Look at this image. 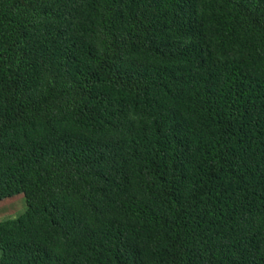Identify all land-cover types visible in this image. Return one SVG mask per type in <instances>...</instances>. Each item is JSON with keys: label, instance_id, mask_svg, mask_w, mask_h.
<instances>
[{"label": "trees", "instance_id": "trees-1", "mask_svg": "<svg viewBox=\"0 0 264 264\" xmlns=\"http://www.w3.org/2000/svg\"><path fill=\"white\" fill-rule=\"evenodd\" d=\"M17 194L0 264H264V0H0Z\"/></svg>", "mask_w": 264, "mask_h": 264}, {"label": "rangeland", "instance_id": "rangeland-1", "mask_svg": "<svg viewBox=\"0 0 264 264\" xmlns=\"http://www.w3.org/2000/svg\"><path fill=\"white\" fill-rule=\"evenodd\" d=\"M21 196V197H20ZM25 208L22 194L6 198L0 201V219L14 217Z\"/></svg>", "mask_w": 264, "mask_h": 264}]
</instances>
